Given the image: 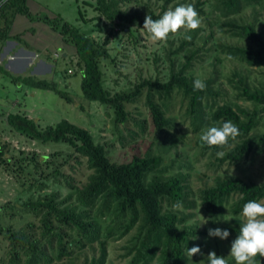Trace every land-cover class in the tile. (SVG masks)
Listing matches in <instances>:
<instances>
[{
  "label": "trees",
  "instance_id": "16d2710c",
  "mask_svg": "<svg viewBox=\"0 0 264 264\" xmlns=\"http://www.w3.org/2000/svg\"><path fill=\"white\" fill-rule=\"evenodd\" d=\"M92 1L90 5L97 14L92 20H101L104 27L113 25L114 28H120L121 32L128 27V37L133 35L130 26L143 27L146 16L137 10L131 12L122 7L128 0ZM170 1L165 0L164 4ZM206 1H195L194 7L198 14L205 15L201 7ZM26 2L27 0H7L0 4V15L4 21L0 29V41L12 38L9 36V28L14 16L29 15ZM262 3L264 0H217L212 8L217 16L226 18ZM162 9L164 11L165 5ZM79 15L81 17L80 12ZM148 15L153 19L162 16L155 15L154 12ZM43 21L74 50L77 65L83 73V98L111 108L115 123L122 124L126 121V105L137 101L145 92L150 121L157 131L162 132L169 126L170 120L155 102L154 96L169 99L173 93H177L183 99H188V110L194 120L192 124L196 132L206 131L213 126L219 127L222 122L229 120L239 129V136L234 140L230 139L223 148L209 147L200 141L199 136L196 144L202 153L217 154L222 151L225 155L217 158V161L237 165L249 156L264 152V132H255L264 116V80L250 85L248 75L243 76L233 71L228 82L233 85L231 88L235 92V98L250 103L252 108H243L232 100H225L220 105L214 104V97L218 93L212 88L215 83L213 76L203 81L206 84L203 91L193 88V82L198 77L192 71L195 54L191 53L186 57V62L176 70L171 65L165 81L145 79L130 91L111 95L103 87L100 67L101 61L110 57L105 48L108 37L99 43L60 18H44ZM115 21L119 23L114 24ZM219 26L224 30L223 33L246 43L243 46L217 44L211 56L216 51L247 69H264V23L258 27L254 21L244 23L233 18ZM114 28H109V36L114 33ZM187 35L191 36L190 33ZM193 40V37L191 40L184 38L177 51L191 45ZM0 74L10 77L13 83L52 91L67 102L71 101L67 93L59 90L54 82L37 80L32 76H11L1 66ZM5 121L13 132L28 142L33 141L36 145L65 144L73 150L76 157L85 160L90 170L86 183L80 188H74L65 200L58 201L55 194H49L37 200H28L21 206V210L30 209L39 217L45 245H40L38 240L31 241L21 231L13 232L8 226L0 227V232L11 245L10 264H51L64 255L71 256L73 252H67L66 243L63 242L64 235L68 236L64 234L65 231L76 233L80 244L78 250L96 243L100 254L96 258L92 257L89 264H104L107 241L112 238L120 239L134 228L135 233L125 248V257H131L128 264L189 263L187 248L197 246L194 240L200 233L187 223L189 218L182 214V210L191 204L187 199L189 193L185 178L180 174H172V164L166 165L163 155L147 151L143 156H133L127 163L116 164L110 161L105 147L97 143L89 131L67 120L63 119L45 129L38 128L33 120L20 113L6 115ZM4 148L5 146H0V164L8 166L12 157L4 156ZM19 154L24 155V152L19 151ZM37 157L34 152L30 153L29 160L35 169L39 165ZM41 161L48 167L47 156H41ZM18 169L22 167L19 166ZM51 173L56 176L60 172L58 168H54ZM198 197L201 212L208 218L210 225L230 232L231 240L228 244L231 247V242L239 235V229L245 223L242 218L243 205L249 200H264V182L258 184L234 177L217 178L212 186L201 189ZM177 202L182 207L174 208L173 205ZM106 222L109 224L104 225ZM53 243L57 245L55 253L47 254L46 249L54 251Z\"/></svg>",
  "mask_w": 264,
  "mask_h": 264
},
{
  "label": "rangeland",
  "instance_id": "374dc122",
  "mask_svg": "<svg viewBox=\"0 0 264 264\" xmlns=\"http://www.w3.org/2000/svg\"><path fill=\"white\" fill-rule=\"evenodd\" d=\"M195 1L171 0L164 4L165 0H128L122 7L131 12L137 10L143 16H147L150 12H154L155 15L163 14L181 4L194 5ZM216 1L207 0L201 7L205 15L199 14L201 25L198 29H181L177 34H170L166 42H152L142 27L137 25L129 27L133 32L130 37L128 27L125 28L127 31L124 34L116 27V30L113 29L114 33L109 36V28L114 26L104 27L101 20H92L97 15L90 5L93 3L92 0H27L29 15L14 16L16 23L9 28V32L18 33V39L13 41L29 45L32 49H28L36 56L39 55L35 50L39 41L32 40L31 35H42L39 36L42 40H48L51 34L49 32H53L54 38L57 36V33L43 21L44 18H60L99 43L108 37L105 48L110 57L102 60L100 67L103 73V87L111 95L130 91L145 79L165 81L171 65L176 70L186 62L188 55L194 53L195 58L192 61L194 76L201 81L212 76L215 80L212 88L218 96L214 97V104L220 105L225 100H232L238 106L251 109L250 103L235 98V92L231 88L233 85L229 84L228 78L233 71H237L243 76L248 75L250 85H255L264 80V69H247L237 62L226 59L219 52L215 51L212 56L211 54L217 44L243 46L246 42L223 33L224 30L219 24L236 18L238 22L254 21L260 27L264 23V3L247 7L236 16L220 18L212 8ZM3 25L4 21L0 15V29ZM188 33L193 37V43L177 51L185 34ZM58 38L60 44L54 42L39 56L45 66L30 73L35 63L32 61L33 65L24 67L20 74L13 76H32L37 80L54 82L59 90L67 93L70 102L52 91L13 83L10 77L0 74V146L1 148L5 146L3 149L5 157H12L8 166L0 164V227L8 226L13 232L21 231L31 241L38 240L40 245H45L46 240L42 237L39 217L30 209L21 210V206L28 200H37L49 194H55L58 201L65 200L74 188H80L86 183L90 174L85 160L76 157L71 148L63 143L32 145L6 125V115L23 114L33 120L40 129L54 126L64 119L89 131L94 140L105 147L108 158L113 163H127L133 156H143L147 151L163 155V162L166 165L172 164V174H180L185 178L189 193L187 199L191 204L182 210V214L189 218L187 223L200 233L194 242L201 248L203 255L189 257L188 264H208L207 254L210 251H214L218 256H224L228 263L235 264L232 256L228 254L230 251L228 241L231 238L221 240L208 236L209 229L220 227H212L208 218L201 212L199 191L212 186L217 178L234 177L248 183H263L264 152L249 156L237 165L220 163L217 161L219 158L217 154L202 153L196 141L204 131L194 130L192 124L194 120L188 110V99H183L177 93H173L169 99L154 96L155 102L161 106L166 118L170 120L169 126L162 132L157 131L150 121L145 92L137 101L126 105L128 113L126 121L122 124L115 123L111 108L83 98L81 91L83 73L77 65L74 50L60 37ZM63 52L67 53L66 57L62 56ZM54 53L58 54V57H54ZM262 119L256 128L257 133L264 132V116ZM19 151H23L24 155H20ZM33 152L38 156L37 169L29 160L30 153ZM43 155L47 156L48 167L41 161ZM19 166L22 169H18ZM54 168H58L60 172L56 176L51 173ZM259 203L264 204V200ZM242 218L246 222L243 215ZM107 224L109 222L104 223ZM135 230L136 228L132 229L120 239L112 238L107 241L104 264H128L131 257H125L127 252L125 248L129 245ZM65 233L68 236L64 235L63 242L66 243L67 252L73 253L71 256L64 255L60 260H53L51 264H89L92 257L99 256L100 251L96 243L78 250L80 244L76 233L73 231ZM56 249L57 245L53 243L54 251L46 249V252L52 254ZM11 257V245L0 232V264H10ZM261 264H264V258L261 259Z\"/></svg>",
  "mask_w": 264,
  "mask_h": 264
},
{
  "label": "clouds",
  "instance_id": "9594fccd",
  "mask_svg": "<svg viewBox=\"0 0 264 264\" xmlns=\"http://www.w3.org/2000/svg\"><path fill=\"white\" fill-rule=\"evenodd\" d=\"M201 25V19L192 4H181L174 9L165 11L159 19H153L147 15L143 22L144 30L152 42H166L170 34H177L181 29L196 30ZM186 40L191 36L185 34ZM194 90L203 91L206 84L197 79L193 82ZM240 134L238 127L232 121H224L219 127L208 128L200 135V141L209 147L228 145L229 140H234ZM221 158L224 152H218ZM203 203V202H202ZM174 208L182 207L180 202L173 205ZM242 215L246 222L239 229V235L231 242L228 254L232 256L235 264H261L264 258V204L255 200H249L243 205ZM206 223V222H205ZM230 232L227 229L215 228L208 230L209 237H218L225 240ZM196 239V237H195ZM203 255L199 246L187 248V256ZM208 264H228L224 256H218L214 251L207 254Z\"/></svg>",
  "mask_w": 264,
  "mask_h": 264
},
{
  "label": "crops",
  "instance_id": "0c3cea01",
  "mask_svg": "<svg viewBox=\"0 0 264 264\" xmlns=\"http://www.w3.org/2000/svg\"><path fill=\"white\" fill-rule=\"evenodd\" d=\"M15 23L16 21L15 19H13L11 27H13ZM49 33L51 34H49L48 40L40 39L39 36L42 37V35H39V36L37 34L31 35L32 40L36 42L39 41L38 42L39 45L35 49L39 55L36 56L35 53H32L30 49H28V48H31L29 45L21 43V42L15 43V41H13L15 40V36H17L18 33H13V31L9 32V36L14 39L11 38V39H5V40L0 41V66L3 67L4 70L7 71L11 76L18 75L22 72L24 67L33 65L32 61H35V63L30 73L32 71L37 70V68L41 66H45V64L39 59L40 54L45 53L46 50L49 47H51L50 45L53 44L54 42L56 43L59 42L58 37H60L57 34V36L55 35V38H54L52 34L53 32H49ZM21 35H23V33H21ZM60 43L61 42H59L58 44ZM63 54L65 55L63 56ZM63 54H62L63 57L67 56V53L63 52ZM4 59L6 60L5 62H4Z\"/></svg>",
  "mask_w": 264,
  "mask_h": 264
},
{
  "label": "built area",
  "instance_id": "2783aa9c",
  "mask_svg": "<svg viewBox=\"0 0 264 264\" xmlns=\"http://www.w3.org/2000/svg\"><path fill=\"white\" fill-rule=\"evenodd\" d=\"M5 1H7V0H1V4H3ZM119 22L118 21H115L114 22V24H118ZM117 28H114V30H116ZM54 57H58V54H56V53H54ZM68 73H71L70 71H68ZM32 143V145H34V142L32 141L31 142Z\"/></svg>",
  "mask_w": 264,
  "mask_h": 264
},
{
  "label": "water",
  "instance_id": "95a60500",
  "mask_svg": "<svg viewBox=\"0 0 264 264\" xmlns=\"http://www.w3.org/2000/svg\"><path fill=\"white\" fill-rule=\"evenodd\" d=\"M127 30H125L124 32H123V34L126 32ZM65 54H63V56H64ZM32 72H34V71H32Z\"/></svg>",
  "mask_w": 264,
  "mask_h": 264
}]
</instances>
